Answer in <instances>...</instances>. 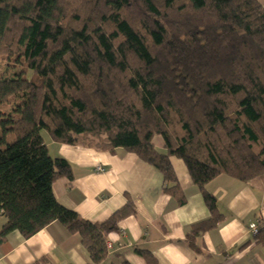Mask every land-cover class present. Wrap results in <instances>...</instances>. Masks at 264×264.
<instances>
[{"label":"trees","instance_id":"1","mask_svg":"<svg viewBox=\"0 0 264 264\" xmlns=\"http://www.w3.org/2000/svg\"><path fill=\"white\" fill-rule=\"evenodd\" d=\"M1 61L20 70L0 79V246L59 223L92 264H109V235L136 215L127 203L92 223L64 207L53 185L72 179V168L50 156L43 131L58 144L134 154L180 205L171 158L181 160L211 213L192 227L190 244L224 219L209 183L264 175L258 0H0Z\"/></svg>","mask_w":264,"mask_h":264},{"label":"crops","instance_id":"2","mask_svg":"<svg viewBox=\"0 0 264 264\" xmlns=\"http://www.w3.org/2000/svg\"><path fill=\"white\" fill-rule=\"evenodd\" d=\"M258 1L264 7V0ZM43 138L50 156L65 159L72 168V179L53 185L64 207L92 223L106 222L127 203L135 207L136 215L109 235V264H147L135 254L136 248L149 251L157 264H264V175L246 183L220 176L209 183L207 190L217 199L224 219L190 244L192 227L211 213L181 160L171 158L182 205L179 197L165 192L162 174L132 153L62 145L48 134ZM159 139L154 143L162 151ZM97 167L104 172H97ZM4 223L0 215V229ZM251 224L257 225V234L251 232ZM43 258L44 264H92L80 238L59 223L29 239L14 233L0 246V264H35Z\"/></svg>","mask_w":264,"mask_h":264},{"label":"rangeland","instance_id":"3","mask_svg":"<svg viewBox=\"0 0 264 264\" xmlns=\"http://www.w3.org/2000/svg\"><path fill=\"white\" fill-rule=\"evenodd\" d=\"M19 70L20 69H18V68L16 69L14 66L7 64L5 61H1L0 62V79L11 78ZM26 75H27V78L30 79L32 77V72L28 71ZM182 80L183 79H181V81ZM185 82H187V80H185ZM185 82L182 81V84L189 90V85ZM14 105H15L14 103H12L11 105H8L10 111L13 110ZM42 134L44 137L47 136V133L45 131H43ZM157 139H159V138H157Z\"/></svg>","mask_w":264,"mask_h":264},{"label":"built area","instance_id":"4","mask_svg":"<svg viewBox=\"0 0 264 264\" xmlns=\"http://www.w3.org/2000/svg\"><path fill=\"white\" fill-rule=\"evenodd\" d=\"M96 171L97 172H104V170L101 168V167H97L96 168ZM250 230H251V232H253L254 234H257L258 233V227H257V225L256 224H251L250 225ZM108 246V248H111V246L108 244L107 245Z\"/></svg>","mask_w":264,"mask_h":264}]
</instances>
